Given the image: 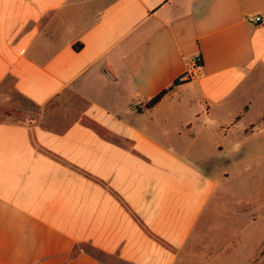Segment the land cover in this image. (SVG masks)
Listing matches in <instances>:
<instances>
[{
    "label": "crops",
    "instance_id": "obj_1",
    "mask_svg": "<svg viewBox=\"0 0 264 264\" xmlns=\"http://www.w3.org/2000/svg\"><path fill=\"white\" fill-rule=\"evenodd\" d=\"M4 82L37 111L0 119V264H173L225 195L264 215V0H0Z\"/></svg>",
    "mask_w": 264,
    "mask_h": 264
},
{
    "label": "rangeland",
    "instance_id": "obj_2",
    "mask_svg": "<svg viewBox=\"0 0 264 264\" xmlns=\"http://www.w3.org/2000/svg\"><path fill=\"white\" fill-rule=\"evenodd\" d=\"M0 91V119L24 121L29 116L33 117L32 114L37 111V106L17 93L10 82H4ZM212 117L210 115L205 120L208 126L205 132L208 135L205 139L202 136L203 140L211 139L210 134L216 123ZM202 146L205 149L208 147L204 144ZM214 156L211 155L210 160H206L208 162L200 163H214L218 168L232 167L230 164L233 162L218 160ZM245 170L251 176L250 184L246 187L247 193H252L251 199H255L254 201L257 198L264 200V159L247 161ZM222 199L216 217L211 213L206 214L185 245L175 251L173 264H264V215L261 219L255 218L256 223L252 225L236 224L234 222L241 219L229 217L234 206L230 195H225Z\"/></svg>",
    "mask_w": 264,
    "mask_h": 264
},
{
    "label": "trees",
    "instance_id": "obj_3",
    "mask_svg": "<svg viewBox=\"0 0 264 264\" xmlns=\"http://www.w3.org/2000/svg\"><path fill=\"white\" fill-rule=\"evenodd\" d=\"M75 48L78 49L81 46V43H75L74 44ZM198 61H200V57L198 58ZM186 78H182V76H178L173 80V83L171 85H169L166 88L161 89L160 91H158L157 93H155L154 95H152L145 103L144 106L145 107H149L153 104H155L158 100H160V98L174 85L177 83H180L182 81H184ZM148 232L152 235V236H156L153 232H151L150 230H148Z\"/></svg>",
    "mask_w": 264,
    "mask_h": 264
},
{
    "label": "built area",
    "instance_id": "obj_4",
    "mask_svg": "<svg viewBox=\"0 0 264 264\" xmlns=\"http://www.w3.org/2000/svg\"><path fill=\"white\" fill-rule=\"evenodd\" d=\"M254 19H255V20L260 19V15H259V14H256V15L254 16ZM196 60L198 61V58H197Z\"/></svg>",
    "mask_w": 264,
    "mask_h": 264
},
{
    "label": "water",
    "instance_id": "obj_5",
    "mask_svg": "<svg viewBox=\"0 0 264 264\" xmlns=\"http://www.w3.org/2000/svg\"><path fill=\"white\" fill-rule=\"evenodd\" d=\"M105 71H106V68H105Z\"/></svg>",
    "mask_w": 264,
    "mask_h": 264
}]
</instances>
